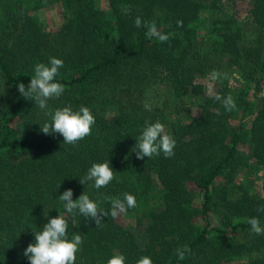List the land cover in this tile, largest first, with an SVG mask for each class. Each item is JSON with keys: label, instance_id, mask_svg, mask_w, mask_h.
<instances>
[{"label": "trees", "instance_id": "trees-1", "mask_svg": "<svg viewBox=\"0 0 264 264\" xmlns=\"http://www.w3.org/2000/svg\"><path fill=\"white\" fill-rule=\"evenodd\" d=\"M130 8L129 15L123 14ZM156 22L167 43L145 36ZM183 22L182 27L177 21ZM60 58L64 94L49 108L89 107L91 135L75 146L45 135L46 110L23 98L37 63ZM217 70L223 77L209 81ZM231 94L226 112L208 85ZM145 103L151 105L147 111ZM217 109L222 113L216 115ZM145 121H160L175 155L137 159ZM108 160L107 187L79 179ZM60 185L57 188V185ZM83 192L107 213L101 227L65 212L59 195ZM136 206L111 215V201ZM264 0H0V264L23 255L49 217L64 215L83 238L75 264H107L115 253L136 264H264ZM139 211L138 223L123 213ZM191 249L184 260L177 249Z\"/></svg>", "mask_w": 264, "mask_h": 264}, {"label": "clouds", "instance_id": "clouds-1", "mask_svg": "<svg viewBox=\"0 0 264 264\" xmlns=\"http://www.w3.org/2000/svg\"><path fill=\"white\" fill-rule=\"evenodd\" d=\"M130 8H124L123 14L129 15ZM134 24L137 28L146 27L145 36L149 40L155 38L161 43H167L170 39L157 29L156 22H144L139 16L136 17ZM177 26L182 27L183 22L178 20ZM64 67V61L60 58L50 57L47 64L37 63L34 66V76L31 77L27 84L17 83V89L20 95L33 101L41 110H46V115L50 116V122H45L40 126V131L45 135L60 134L63 142L75 146L79 141L91 135L92 127L96 123V118L92 114L89 107L81 105L79 110H73L71 106L59 107L56 109L49 108V100L58 99L65 92V85L58 82L56 78L60 74V69ZM223 73L213 70L209 74V81L215 82L223 77ZM208 96L219 102L223 109L228 112L236 108L234 97L229 94L222 96L215 92L212 84L208 85ZM147 111H151L150 104L144 105ZM219 109L216 115H221ZM176 140L165 130V125L160 121H145V126L141 134L136 140L135 155L137 159L153 158L163 153L165 158H171L175 155ZM114 179L115 172L110 166L108 160L99 163H93L87 170V174L79 179L83 185L88 181H92L93 187L97 190L107 187ZM60 185H57V188ZM73 191L71 188L64 190L59 199L63 202L66 213L81 217L90 218L95 222L96 227H101L103 217H107L108 213L93 201L85 193H81L78 198L73 199ZM111 201V215L115 218L119 213L125 212L127 209L136 206V198L134 195L124 193L123 199L105 197ZM258 212H264V208H258ZM247 223L251 226V231L256 235H264V226L261 225L258 217H250ZM69 223L64 215H56L49 217L47 222L43 224L40 231L34 232L35 242L29 243L24 249L23 255L28 258L30 264H75L76 254L81 250L83 238L79 234H73L69 239L68 234ZM191 249L184 246L183 249H177V258L184 260L186 254H190ZM107 264H126V257L122 253H115L108 260ZM136 264H154L149 256L140 257Z\"/></svg>", "mask_w": 264, "mask_h": 264}, {"label": "rangeland", "instance_id": "rangeland-1", "mask_svg": "<svg viewBox=\"0 0 264 264\" xmlns=\"http://www.w3.org/2000/svg\"><path fill=\"white\" fill-rule=\"evenodd\" d=\"M122 216L125 218V220L128 223L136 224L139 221L140 213L137 210V211H134V213H130V212L123 213Z\"/></svg>", "mask_w": 264, "mask_h": 264}]
</instances>
